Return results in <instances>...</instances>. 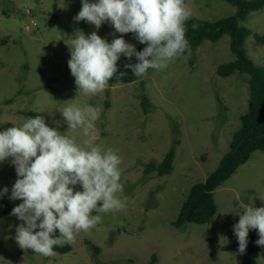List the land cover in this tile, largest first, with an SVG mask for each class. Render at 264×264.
<instances>
[{
	"label": "rangeland",
	"instance_id": "obj_1",
	"mask_svg": "<svg viewBox=\"0 0 264 264\" xmlns=\"http://www.w3.org/2000/svg\"><path fill=\"white\" fill-rule=\"evenodd\" d=\"M187 3L192 17L203 20L236 11L223 0ZM81 8V0H0V131L22 125L23 112L34 111L49 127L75 136L82 145L81 130L68 132L61 113L65 102L100 108L96 143L122 158L124 187L119 195L127 197L126 207L99 213L101 222L80 232L68 254L45 257L21 249L15 235L23 222L11 213L23 201L10 199L19 177L11 159L0 162V192L8 189L0 196V264H150L153 256L157 264H242L244 254L234 245L238 239L233 225L240 218L237 212L264 206V152H254L215 191L218 211L207 223L173 226L192 186L203 182L228 152L249 106L248 75L217 74L219 65L233 60L229 36L216 43L205 41L165 69H151L142 81L122 84L111 78L103 93L84 96L68 66V45L76 32L88 36L96 31L109 43L123 36L135 47L139 41L135 33L116 32L111 22L97 30L86 21H75ZM243 25L264 34V9L253 12ZM245 48L256 64L264 65V45L257 44L254 35ZM144 94L151 104L148 113L142 107ZM172 147L176 155L171 174H146V166L160 163ZM74 191L82 187L78 184ZM8 204L10 211L1 216ZM256 232L250 229L248 237ZM258 264H264V251Z\"/></svg>",
	"mask_w": 264,
	"mask_h": 264
},
{
	"label": "clouds",
	"instance_id": "obj_2",
	"mask_svg": "<svg viewBox=\"0 0 264 264\" xmlns=\"http://www.w3.org/2000/svg\"><path fill=\"white\" fill-rule=\"evenodd\" d=\"M81 2L75 21H86L97 30L104 22H111L116 32L135 33L139 43L147 46L138 52L123 36L109 43L96 31L86 36L78 30L68 45V66L79 94L103 93L118 73L121 55L129 60L136 57L137 63H127L124 68L139 78L149 69H165L171 60L190 51L185 22L194 12L186 0ZM125 75L126 72H119L118 77ZM72 101L65 102L61 113L68 132L81 130L85 137L82 145L75 136L49 127L40 115L0 131V162L11 159L19 177L10 199L23 201L11 213L23 222L16 228V243L21 249H31L45 257L56 255L55 246L75 244L80 232L101 222L99 213L118 212L126 207L127 197L119 195L124 187L120 182L122 158L117 151L103 149L96 143L100 108ZM78 184L82 191H74ZM7 192L4 188L0 196ZM236 214L240 218L233 230L239 254L246 251L250 229L258 230L256 244L264 246V206H247L242 214ZM57 230L59 235L55 236Z\"/></svg>",
	"mask_w": 264,
	"mask_h": 264
},
{
	"label": "trees",
	"instance_id": "obj_3",
	"mask_svg": "<svg viewBox=\"0 0 264 264\" xmlns=\"http://www.w3.org/2000/svg\"><path fill=\"white\" fill-rule=\"evenodd\" d=\"M223 1L236 7L233 15L216 20L191 17L185 22V38L188 41L190 51L185 50L180 56L195 52L205 41L216 43L228 35L233 60L219 65L217 74L222 78H227L235 73L247 74L249 77V106L247 111L241 115L240 127L234 132L229 150L221 158L217 168L203 182H198L192 186L181 206L178 218L173 222V226L177 229L182 228L187 223L202 225L214 217L218 211L214 196L215 191L229 180L240 166L247 163L254 152H264V65L256 64L245 48L246 40L251 35H254L257 44L264 45V34H254L251 29L243 25L253 12L264 9V0ZM193 24L197 25L195 29L192 27ZM146 46V44L139 43L135 49L139 52ZM137 62L135 56L129 60L121 55L117 62L118 73L113 78L122 84L142 81L151 69L147 71L145 76L138 78L134 76L131 69L124 68L127 63L135 64ZM119 72H126L127 75L118 77ZM142 107L145 113H148L151 107L145 94L142 96ZM23 115L26 119L40 114L27 111L23 112ZM175 155V147H172L160 163L151 162L146 166V174L153 172L160 176L171 174ZM10 209L11 206L8 204L1 216H5ZM58 235L59 231L57 230L55 236ZM258 239V232L248 237L242 264H258V259L264 251V246L256 244ZM234 245L239 247L238 241ZM92 247L98 251L95 245ZM53 250L58 254H68L73 251V244L55 246ZM157 262V257L153 256L150 264H157Z\"/></svg>",
	"mask_w": 264,
	"mask_h": 264
},
{
	"label": "crops",
	"instance_id": "obj_4",
	"mask_svg": "<svg viewBox=\"0 0 264 264\" xmlns=\"http://www.w3.org/2000/svg\"><path fill=\"white\" fill-rule=\"evenodd\" d=\"M215 195V194H214Z\"/></svg>",
	"mask_w": 264,
	"mask_h": 264
}]
</instances>
